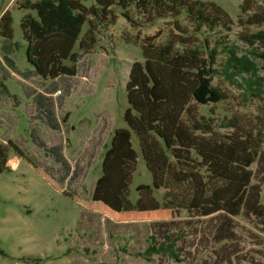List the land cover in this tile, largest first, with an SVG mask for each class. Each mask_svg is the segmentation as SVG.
Here are the masks:
<instances>
[{
    "label": "rangeland",
    "instance_id": "obj_1",
    "mask_svg": "<svg viewBox=\"0 0 264 264\" xmlns=\"http://www.w3.org/2000/svg\"><path fill=\"white\" fill-rule=\"evenodd\" d=\"M26 1L38 0H0V18L10 11L14 30L12 39L0 37V138L10 149L8 165L15 167L0 173V264H214L220 258L218 253L223 252L213 241V226L198 210L123 211L94 197L106 148L116 129L127 128V87L134 64L142 61L141 47L149 37L156 36L155 42L163 44L172 35H181L174 18L150 23L147 14L132 7L129 20L114 8L115 21L98 27L93 46L80 50L82 56H75L77 61L65 60L75 65L77 73L58 80L62 92H56L53 99L61 126L54 130L38 118L35 95L47 94L55 78H23L4 58L9 51L20 70L33 69L27 60L21 26L24 16L32 12L22 8ZM208 1L226 11L233 20L231 28L218 26L193 33L190 22L182 16L179 24L189 30V43L179 46L198 47L207 55V39L211 48L217 46L220 50L213 82L229 98L217 108L210 106L201 112L210 116H214L211 111L216 113L219 133L239 132L238 128L221 126L224 117H235L233 120L241 129L250 131L255 142L263 143L261 159L252 165L253 170L263 173L264 98L246 92L241 76L229 78L224 72L226 45H237L240 54L250 49L238 37L244 29L238 22L244 0ZM254 1V10L264 9V0ZM77 49L78 43L74 51ZM257 61L264 75V59ZM32 134L48 146L63 147L70 166L68 173V168L37 145ZM132 140L138 150L135 134ZM132 181L133 188L151 182L142 159ZM235 219L239 234L233 264L263 262L262 226L245 218ZM172 221L183 222L185 237L179 245L184 260L178 262L161 254L148 258L144 253L155 229L153 223Z\"/></svg>",
    "mask_w": 264,
    "mask_h": 264
},
{
    "label": "trees",
    "instance_id": "obj_2",
    "mask_svg": "<svg viewBox=\"0 0 264 264\" xmlns=\"http://www.w3.org/2000/svg\"><path fill=\"white\" fill-rule=\"evenodd\" d=\"M254 2L243 1L238 20L244 28L239 40L250 49L240 54L237 45H226L224 72L229 78L241 76L246 92L264 98V75L260 74L257 61L264 59V51L260 50L264 48V9L254 10ZM132 7L147 14L150 23L174 18L182 34L172 35L163 44L155 42L156 36L144 41L142 61L134 64L127 87L128 107L124 114L127 128L116 129L106 148L94 197L123 211L198 210L213 226V241L223 252L218 251L220 258L214 264H233L239 234L235 218L261 225L264 232V172L252 169L261 159L263 143L255 142L251 132L241 129L237 120H233L235 117H224L221 126L235 127L239 132L224 135L216 131L219 120L216 113L211 111L214 116H210L201 112L210 106L217 108L229 98L213 82L218 73L214 67L220 54L218 47L211 48L206 39L207 55L198 47L180 48L189 43V30L179 24L182 16L190 22L193 33L218 26L231 28L233 20L221 6L208 0L26 1L22 8L32 12L24 16L21 26L27 42V60L33 69L20 70L9 51L4 58L23 78L38 75L55 78L47 94L38 93L35 100L38 118L59 130L53 95L62 92L59 78L77 73L75 65H68L65 60L77 61L75 56H82L80 50L93 46L98 27L115 21L114 8L132 20ZM13 34V16L7 10L0 18V37L12 39ZM2 85L8 89L5 83ZM133 134L138 140V150L134 148ZM32 138L69 172L61 145L48 146L36 134ZM9 152V146L0 138V173L11 170ZM138 156L145 162L151 182L133 188ZM67 173L61 179L63 183ZM153 225L155 229L144 254L148 258L161 254L183 261L179 245L185 237L183 222Z\"/></svg>",
    "mask_w": 264,
    "mask_h": 264
},
{
    "label": "crops",
    "instance_id": "obj_3",
    "mask_svg": "<svg viewBox=\"0 0 264 264\" xmlns=\"http://www.w3.org/2000/svg\"><path fill=\"white\" fill-rule=\"evenodd\" d=\"M12 169H14L15 167H11Z\"/></svg>",
    "mask_w": 264,
    "mask_h": 264
}]
</instances>
